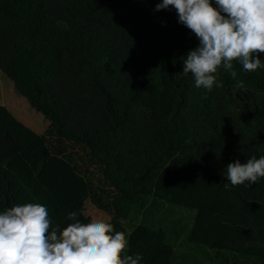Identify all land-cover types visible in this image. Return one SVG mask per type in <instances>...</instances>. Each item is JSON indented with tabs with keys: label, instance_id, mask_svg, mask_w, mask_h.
Wrapping results in <instances>:
<instances>
[{
	"label": "trees",
	"instance_id": "obj_1",
	"mask_svg": "<svg viewBox=\"0 0 264 264\" xmlns=\"http://www.w3.org/2000/svg\"><path fill=\"white\" fill-rule=\"evenodd\" d=\"M160 2L0 0V70L47 126L0 104V212L40 203L61 230L69 212L106 214L126 254L175 264L164 226L126 223L155 196L196 210L189 242L264 264V178L225 177L264 156V68L234 62L235 79L221 68L223 87L196 88L181 57L199 41Z\"/></svg>",
	"mask_w": 264,
	"mask_h": 264
},
{
	"label": "clouds",
	"instance_id": "obj_2",
	"mask_svg": "<svg viewBox=\"0 0 264 264\" xmlns=\"http://www.w3.org/2000/svg\"><path fill=\"white\" fill-rule=\"evenodd\" d=\"M174 8L178 22L199 41L183 61L182 75H191L196 88L223 87L217 73L222 68L233 79L234 62L244 71L264 68V0H161L155 11ZM242 83V82H241ZM232 186L257 184L264 178V156L227 166ZM78 213L62 230L52 227L46 206L13 205L0 212V264H140V254H126L129 242L112 223L92 219L84 223Z\"/></svg>",
	"mask_w": 264,
	"mask_h": 264
},
{
	"label": "rangeland",
	"instance_id": "obj_3",
	"mask_svg": "<svg viewBox=\"0 0 264 264\" xmlns=\"http://www.w3.org/2000/svg\"><path fill=\"white\" fill-rule=\"evenodd\" d=\"M0 104L9 106L24 122L42 132L46 122L40 114L0 70ZM93 207V205L91 204ZM90 207V209H92ZM196 210L177 205L155 196H147L135 208L133 216L126 220L129 232L138 223L164 226L169 232V241L175 244V264H259L257 258L245 254L215 248H202L189 242L188 235L193 225ZM102 220L108 216L102 214ZM128 238V235H127Z\"/></svg>",
	"mask_w": 264,
	"mask_h": 264
}]
</instances>
